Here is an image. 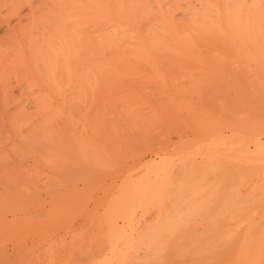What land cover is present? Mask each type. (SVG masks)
<instances>
[{
    "label": "rangeland",
    "instance_id": "rangeland-1",
    "mask_svg": "<svg viewBox=\"0 0 264 264\" xmlns=\"http://www.w3.org/2000/svg\"><path fill=\"white\" fill-rule=\"evenodd\" d=\"M175 3H176V1H175ZM180 6L179 7L176 6L177 8H175L171 13L172 14L171 17L173 16L172 21L174 20L173 22H179L178 24L176 23L177 25H180L181 23L184 24V22L187 21V18L185 17L186 14L183 15L184 14L182 12L183 9L180 8ZM187 17H188V15H187ZM88 25L90 26L87 29L88 31H90L89 29L91 27H95L92 24L91 25L88 24ZM86 27H85V29H86ZM93 29H92V31H93ZM85 33L87 34L89 32H85ZM215 40H218V39H215ZM121 44H123V43H121ZM165 44L166 45L169 44L172 46V44H170V41H168ZM169 45H168V47H169ZM160 46L163 47L162 44H160ZM160 46H158L157 49L158 48L160 49ZM121 47L123 50H121ZM127 47H129V46H127ZM84 49H86V48H84ZM168 49H171V48H168ZM217 49L218 48H208V50H206V49L204 50L205 52L200 50L199 52L187 51V53L184 51L182 52V50H179L178 52L172 50V52L171 51L169 52L166 49H163L166 51L160 50L161 51L160 52L157 50L158 54L154 53L155 55H151V56L149 55L148 57H146L147 54L144 57H134L131 54V51H128L131 55L128 54L127 49L124 48L123 46L118 47V50L115 49V51H112L113 50V48H112L111 51L109 50L110 53H108V51L106 49L105 51L107 53L105 52V54L101 58V63L104 62V63H106V65H104V67L101 68V70L99 71V74H98V72H96L98 77L95 75V78H97V79L92 81L91 83L89 82V84L86 85V87L84 89L85 91H84L83 98L82 97H81L82 99L79 98L81 100H79L77 98L75 102L70 103V104H73V106H74L72 109L70 108V112H69L70 115L68 113L67 116H64V117L62 116L60 118L57 117V119H54L53 121H51L50 127L53 125L52 129L47 134H43V137L40 133L35 135V138L38 140L37 143L39 144L37 146V143H36V146L38 148L35 146V144H34L35 142H34L32 145L33 147L29 145V147L31 149L28 147H25V148H27V150H26L25 148L21 147V148H18V150L15 153H12L15 150H14V148L12 149L10 147H12V144L14 147L15 144L13 141L17 140L16 142H18L19 136L16 137L18 134L15 133L14 131H12L15 133V135H14V133L11 132V137H10V134H9V132L11 131V129L9 130V128H11V126L9 127L10 123L6 124L7 123L6 120H1V123L4 125L6 124V125L1 126L0 128L4 127L5 132H7L8 130L9 131L7 134L4 132V129H2L3 131L0 134V140L5 141L6 145L8 144L6 146L3 143L6 147L9 146V143H7L8 140H9L8 142L11 141L10 143H12V144H11V146H9V149H11L10 152L8 150H6L8 148L3 146L4 147L3 149L6 151V153L2 149L1 144H0V150L1 149L3 150L2 154L3 155L7 154V157L3 156V158H6V162H4V165L8 164V166H5V167H3L4 169L2 168V170H0V174H1L0 175V264H53V263H55V264H59V263L60 264L61 263L62 264H65V263L66 264H76V263H78V264H80V263L81 264H87V263L92 264L93 258L91 255L90 256L88 255V254H91V251H92L90 246L92 247V249L95 246H97L96 252L94 250L95 248L93 249V251L96 254L98 252H101V250H102L101 253L104 254L106 251L108 252L110 250L109 246L112 244H113V246H115V244L117 243L116 245L118 247L124 246V248L127 244L131 245L132 244L131 242H133L135 235H136L137 239L135 238L134 241L138 240V239L140 241L143 239V241H141V243L143 242V244H144V241H146L145 238H147L148 237L147 235H149L146 232V230H147L146 226H148V224L151 225L152 223L153 224L156 223L158 221L157 219L162 215V214H160V212L156 211V209L157 210L159 209L160 203L167 206V207L165 206L167 212H166L165 208L164 209L162 208V211H161V212H164L163 214L165 215V217H166V213L171 214V216H173V217L174 216L177 217L176 212L173 209L175 207V203L176 202L178 203V201H181V203L179 202L178 205L176 203V205L178 206V208L180 207V209H181L180 215H182V220H180V223H181V221H182V223L184 222L183 226L180 227V230L175 228L176 229L175 234L173 232H171V233L166 232L167 235L171 236L170 237L171 239L166 234H164L168 238L167 239L164 235H162L161 232L157 236V239H160V241L162 240L163 242H165V240H167L168 243H170L172 241L171 244H173L174 242L176 243L177 242L176 239H178L179 241L176 244L174 243L173 245H174V247H178L179 250H182V249L183 250L184 249L189 250V247H187V248H184V247H186L187 244L189 246V244H191L190 241L193 240V242H192L193 244H191V245L197 244V245H199V248L202 247L203 245H204L203 247H205L206 245H209V248L205 247L207 250H209L210 248L211 249L213 248L212 250L218 249L219 251L222 252L223 251L222 249L227 246L226 243H227L228 239L225 240V238H228L227 233L231 229L230 226L233 225L234 221L237 222L238 221L237 218H238L240 221H243V224H244V225H242L241 224L242 222H241L239 225L241 227L245 226V220L243 218H241L242 215H243L242 217H244V213L246 212L244 210L245 209L244 207H246L245 202L248 199L250 200L249 197H251V201L255 200V202L258 199L264 198V196H263L264 195V193H263L264 189H261L259 186V185H261L263 187V185H264V181L262 182L261 180H259V179H262V178H260L261 169H259V171H258L257 169L260 168V166L259 167L254 166L256 163H257V165H260L262 163L261 162L259 163V161L257 162L254 159H252L256 163H254V165L251 167H257L256 170L258 171V173L256 172L257 173V175H256L255 169H253L252 171L249 170V172H253V174L247 173V172H245V171H247L246 165H247V163L250 164L251 162H248V160L245 159L247 161L246 162L244 160V157H243L244 155L242 154L243 151H246L245 147H247L248 153L251 152V154H253V153L255 154V153H257L256 152L257 150L255 151V149H256L255 144L261 143V145H262V143H264V125H263L264 123L261 124V125H263V128H259L260 124L257 126L258 122H256L258 120H259V123H261L262 121L264 122V120H263L264 119V112H263V110H264V64H263L264 56L261 55L264 53V48H262L263 49L262 51L260 50L261 53L259 51H258L259 53L254 51V52H256L254 54H253L252 50L251 51L248 50L249 52H251V53L248 52V55L253 54L250 56L247 55L248 57L246 55L242 56L241 53H240L241 55L240 54L234 55L231 52H227V53L222 52L221 53L220 50L218 51ZM82 50H83V47H82ZM128 50H129V48H128ZM123 51H125V52H123ZM154 51H156V49ZM111 52H114V53H111ZM150 52H151V50H150ZM83 54L85 55V53H83ZM150 54H153V53L151 52ZM231 54H233V55H231ZM243 54H245V53H243ZM72 99H75V98H72ZM78 101H80V102L78 103ZM70 107H71V105H70ZM80 107H81V109H80ZM260 118L262 121H260ZM103 119H104V121H103ZM240 120H241V123H240ZM4 121H6V123ZM32 121L33 120L29 121L30 123L28 125L29 126L28 128H31L30 126L33 124ZM242 121L244 123H242ZM9 122H11V120H9ZM44 122H45V120H44ZM81 122H83V123H81ZM248 122H249V124L251 123V125L253 123V129L252 130L256 131L259 128L260 131L259 132L257 131V133L253 132V134L255 133L254 134L255 138H254L251 134L252 130L249 132V130H248L249 128L248 129L245 128L246 130H248V131H246V130L245 131L250 134V135H248V136H250L249 140L248 139H247L248 141L246 140L247 146H246L245 140L243 139L245 136L241 137V139H243V140L240 139L242 142L244 141V144H245L244 147H243L244 144L243 145L239 144V143H242L239 139H238L239 143L236 142L239 145H241V147H243L244 149L238 148V147H240V146H238V144H236L238 147L234 146V147H237L238 149H240V151L243 150V151H241L242 153H240L238 149L235 150L234 147H233V150L228 148L229 151L226 150V151H228L227 153L224 151L225 149H222V152L223 151L224 152H223V154H222V152L220 153L223 156L225 154L226 155L232 154L234 156L236 155L235 157L233 156L234 158H232V156H229L232 158V161L234 162V163L232 161L230 162L233 165L230 163H229L230 165H227V168H230L231 172H227L228 173L227 174L226 170L228 171V169L223 170L221 173L222 178L220 177L217 180L215 179L216 182H218V181L220 182L219 183L220 185L222 184L221 182H223V185L221 186V188L223 186L225 187V185H227V183L232 182V179L234 180V182H232V184L234 183V186H231L230 191L231 192L233 191L232 195H234V191H235V195H234L235 197L234 196L233 197L238 199V200L240 199V201H238L234 198H232V199L235 201V203H236V201H238L240 203V205L239 204L235 205V203H234L235 208L233 205V207L231 209H229V211H228V207H226L228 205H226V206L223 205L224 203L226 204L227 201L224 203L222 201L221 205H223V206H221L220 204L218 205V203L221 201L220 200L221 195H222V197L225 195L229 196L231 194V192L228 190L230 192L229 193L225 190L226 193L224 194V192H225L224 191L221 194L220 185L218 186L219 189L216 187L217 190L214 189L215 188L214 186L213 187L210 186V185H212L211 180L213 181L214 180L213 178H216V177L212 176V174H213L212 171L215 170L216 168H218L217 167L218 165L214 164V163H217L216 161L218 159L216 161H213V160H215V158H217V156L220 155V154H216V157H215L214 151H215L216 147H217V151H219L221 149L220 146L219 147L218 146L212 147V146L215 145L216 143L219 145L220 144L222 145L225 142V140L229 139V137L232 134L231 132H233L234 129L236 131L237 128H235V127H237L238 124H239L238 128H241L240 124L244 126V124L247 123V126H248ZM1 123H0V125H2ZM76 123H78V124H76ZM47 124H49V123H47ZM44 125H46V124H44ZM41 126H43V125H41ZM243 126H242V129H239V130H242L241 134H239L236 131V133H238L240 136L243 135V130H244ZM245 126H246V124H245ZM233 127H234V129H233ZM71 128H72V130H71ZM250 128H251V126H250ZM0 132H1V130H0ZM35 132H36V130H35ZM213 132H214V134H213ZM246 132H244L245 133L244 135H246ZM71 133L73 136L71 135ZM210 133L212 134V136ZM215 133H217V134H215ZM2 134H3V136L6 134L9 135V138L4 136L5 137V139H4ZM193 134H195V135H193ZM227 134H228V136H227ZM234 134H235V132L232 135H234ZM39 135H41V136H39ZM208 135H210V136H208ZM257 135H259V137ZM80 137H81V139H80ZM197 137L199 138V140L196 139ZM205 137H210V138H205ZM213 137H215L214 140L212 139ZM246 137H245V139H246ZM21 138L22 137L20 136V140H21ZM161 139H163V140H161ZM188 139H189V141H191L190 139H195V140H193V144L190 145L191 142L187 143ZM210 139H211L212 143H211V141H209ZM216 139L218 142L221 140H223V141L218 143L216 141ZM253 139H255V140H253ZM77 140H79V141H77ZM172 140L175 141V144H173L174 141H172ZM80 141H82V142H80ZM160 141H161V143H160ZM199 141H200V144L202 146L201 145L199 146V144L197 146V142L199 143ZM213 141H214V144H213ZM112 142H113V144H112ZM178 142H182L181 143L182 145L179 143V146H177ZM75 143L77 145L80 144L81 147L82 146L83 147L80 148L78 146L79 148H78V150H76L75 148H77V146L74 147ZM158 143H160V144H158ZM194 143H196V144H194ZM211 144H212V146H211ZM159 145H160V147H159ZM163 145H164V147H163ZM165 145H166V147H165ZM174 145H176V147H174ZM180 146H181V148H180ZM84 147H85V149H83ZM86 147H88V148H86ZM91 147H93V148H91ZM150 147L152 148V150ZM95 148H96V150H95ZM175 148H177V149H175ZM188 148H190V149H188ZM218 148H220V149L218 150ZM19 149H22V150L19 151ZM212 149H213V151H212ZM75 150L77 152L80 151L79 154L80 155L82 154L81 157H79L80 155L78 153H76ZM83 150H85V151H83ZM94 150L96 152L98 151L97 154L94 152ZM108 150H109L110 154H109ZM112 150H113L114 154L111 152ZM7 151H8V153H7ZM154 151H156V152H154ZM217 151H216V153H218ZM247 151H246V153H247ZM92 152H94V154ZM101 153L104 155V157H103L104 159H100V161H99L98 160L99 157L102 158ZM238 153H240V154H238ZM95 154L99 155V156H96ZM142 154H144V155L141 156ZM241 154L243 155L241 158L243 160V162L242 161L240 162L241 159L240 160L239 159L233 160L236 157L240 158ZM89 155H90V157H92V155H93L94 158H92V160L94 159L93 161H99V165H98V162H96L97 163L96 164L93 161H92L93 163L87 164V165H89V166L90 165L91 166L96 165V166H94L95 169L97 168V165H98V169H96V170H99L101 172V174H100V172H96V173L100 174L101 176H102V174L105 175V176L100 177V179H99L98 175L96 174L98 181H97L96 176L93 175L96 179L94 177H92V174H93L92 171H94V170L91 171V169L93 168V166L89 167V166L85 165V168H88L87 170L84 168V166H82L84 169L79 171L81 169L80 168L81 166L78 167V164L81 165L83 163L82 162L83 159H84L83 161L85 162L87 160V158H89V157H87ZM138 155L141 156L142 158L139 157ZM185 155H187V156H185ZM210 155L214 156L213 159H211ZM208 156H209V158H208ZM223 156L218 157V158H221L220 161H222V163L224 161L223 159H225V158H223ZM96 157L98 159H96ZM186 157H187V159L192 157L196 161H194V163H193V159L191 158L192 164H189L191 162H189V160H187ZM229 157H228V159H229ZM85 158H86V160H85ZM179 158H182V160ZM206 158L209 160H207ZM161 159H162V164L158 163V161H161ZM169 159H170V162H166ZM176 159H178V160H176ZM204 159H205V161H204ZM90 160H91V158H90ZM103 160H105V161H103ZM184 160H187L188 163L185 162V164H183L184 165L183 166L182 162H184ZM200 160H203V162L202 161L200 162ZM210 160H211V162H209ZM179 161L181 164L179 163ZM61 162L63 164H60ZM102 162L103 163L105 162V163L103 164ZM198 162H200V163H198ZM212 162H213V164H212ZM57 163L59 166L58 168H60V166H63V168L65 167L64 170L58 169V171H56L55 169L57 168V166H56ZM172 163H173V166L175 164L174 167L172 166ZM207 163H209V164H207ZM236 163L237 164L239 163V164L237 165ZM84 164L85 163H83L82 165H84ZM120 164H122V165H120ZM131 164H132V166H131ZM154 164H155V166H157V168L159 170L161 168L162 169L160 171L157 170V168L155 166H153ZM186 164L189 165V166H187L186 170L189 169L190 174H188V175L191 178L189 176H188L189 178L188 177L185 178L182 176V174L183 175L186 174L185 176H187L188 172L185 173L186 172L185 171ZM204 165H206V168ZM250 165H252V163ZM212 166H214V167L216 166V167L214 168ZM221 166H222V164H221ZM237 166H239V168H237V170H235ZM243 166H245L244 169H240L241 167L243 168ZM151 167L153 169L156 168L155 170H157L156 173L159 175V176H157L158 177L157 180H155L156 178L153 179V177H154L153 173L154 172H153V169H150ZM182 167L184 168V171L181 172L180 170L182 169ZM190 167H192V168L194 167V169H195L194 174H192L193 170ZM78 168H80V169H78ZM176 168H178V169L180 168L179 169L180 172L179 171L177 172ZM196 168H198V169L196 170ZM201 168H203V169H201ZM219 168H221V167L219 166ZM104 169H106V170H104ZM163 169H164V171L166 169L165 172L167 174L170 173V177L171 178L173 177L172 179L175 180L174 185L171 184L173 186L172 190H171V187L168 185V182L164 181L165 179L168 181V179L166 177L167 174L164 171H162ZM204 169H207L208 171L206 170V173H205V171H203ZM211 169H212V171H211ZM233 169L235 171H237V173L239 175L241 174L238 172L239 169H240L239 170L240 172L242 170H244L243 174H244V172L247 173L246 175L241 176V178L243 176L244 177L246 176L245 178L244 177L242 178V179H244V181H246V183L243 181H241L242 183H240V181H239L240 185H238L239 183L237 180H240V178L236 177L237 176L236 174L231 176V178L235 176L234 178H232V179L230 178V175L233 172H235ZM122 170H123V172H122ZM221 170H222V168H221ZM87 171L89 173L91 171L92 174L88 173L89 175H91V177L86 176ZM135 171H137V173ZM198 171H200V172H198ZM202 171H203V174H202ZM60 172H64L63 173L64 176H63V174L61 175ZM163 172L166 174V176H163V174H164ZM223 172H225V173H223ZM83 173H85L86 175H83ZM145 173H146V175H145ZM147 173H149V174L151 173V176L147 175ZM196 173H198V174L196 175ZM210 173H212V174H210ZM94 174H95V172H94ZM179 174H180V176L183 177V179L185 178L184 179V181L186 180L185 183L189 182L190 179L191 180L194 179L193 181H190L188 183V184L192 185L191 187H193L194 184L197 183V185H195L194 188H191V190L189 189L190 186H188V184L187 185L185 184V186H186L185 188L188 187L186 189L187 193H189L188 192V190H189V191H191V194H192V191L195 189V187H197L196 190H198L199 186L203 185L202 186L203 190L201 188H199V191L201 193L199 195L197 194L196 196L191 195L189 193L190 198L188 200L186 198L188 194L187 193H186V195L184 194L186 192L184 189L185 192L180 194V196H184V197L186 196L185 198H183L184 202L181 200L182 197L178 198L177 196L179 194H175L174 191L176 192V190H175L176 185H177L176 180H178V178H180V176L178 177ZM191 174H192V176H191ZM201 174H202V178H199L201 176ZM78 175H80V176H78ZM143 175L145 176L144 180H142L144 177ZM247 175H248V177H247ZM46 176L47 177L49 176V177L46 179ZM81 176H83V177L86 176V177H84V179L86 181H84L83 177H81ZM204 176H205V178H204ZM261 176L263 177V174ZM92 178L94 180H96V182L93 181ZM112 178H114V179H112ZM150 178H152V179H150ZM197 178L199 179V181L196 180ZM223 178H224V181H223ZM247 178H249V180H247ZM70 179H72V180H70ZM130 179H131V182H130ZM159 179L161 181H164L163 183L166 184V186H167L166 190H168V192H166V193H168V197L172 193L174 195V196L172 195L169 197L170 198V200H169L170 204H168V202H167L168 198L165 197V199H164L163 196H162L161 200H165V201L160 200L161 202L158 201V203H157L155 200V203H157V205L153 202V200H150L148 197H147L148 199H146V197H145L144 201L142 199V198H144L143 191L144 190L146 191L147 190L146 188H148V190H149L150 183L153 180L157 181V182L154 181V183H159L160 182ZM187 179H189V180H187ZM203 179H205V180H203ZM227 179H229L230 181L229 180L227 181ZM235 179H236L238 184H235L236 183ZM73 180H74V183L72 184L71 182H73ZM113 180H115V181H113ZM137 180H138V183H137ZM140 180H141V182H143V183L140 182L141 184L145 183L144 186L143 185L141 186L139 184ZM262 180H264V179H262ZM44 181H47V182H44ZM194 181H195V183H194ZM202 181H203V184H202ZM259 181H261L260 184L258 183ZM62 182H64V183H62ZM114 182L116 185L114 184ZM191 182H193V183H191ZM199 182H201V183H199ZM46 183L50 184V186L47 184V187L43 188L42 185L45 186ZM86 183H88V185ZM107 183L109 185L111 184V186L113 187V189L115 188V190H112L111 186H110L111 188H108L107 186H109V185ZM112 183L114 186L112 185ZM137 184H138V186H137ZM152 184H153V182H152ZM162 184L160 182V185H162ZM217 184L218 183H216V185ZM229 184L232 185L231 183H229ZM56 185L58 188L56 187ZM145 185H147V186H145ZM157 185H159V184H157ZM160 185H159V188L161 187ZM213 185H215V184L213 183ZM230 185H228V186H230ZM237 185H238V187H237ZM254 185H256V186H254ZM53 186H55V187H53ZM134 186H135V188H134ZM140 186H141V188H140ZM168 186H169V189H168ZM235 186L238 188V191H237ZM253 186L255 189L253 188ZM34 187H35V189H34ZM70 187H72L75 190H73ZM92 187H94V188H92ZM100 187L101 188L107 187L108 191L106 192L105 189L101 190V189H99ZM132 187H133V189H132ZM163 187H165V186H163ZM163 187H161V188L163 189ZM232 187H234V188H232ZM256 187L258 188L259 191L256 190L257 189ZM42 188H43V190L45 188L47 190L54 189L55 191L53 190L54 191L53 193H56V192L62 193L64 191L61 195H63V194H65V195L61 196L60 194H53V196L51 197L50 194L52 193V190L48 191V193H50V194L47 195L45 190L42 191ZM55 188H57L58 190ZM66 188H67V190H66ZM124 188H126V191L127 190L128 191L125 192ZM173 188H175V189H173ZM62 189H64V190L62 191ZM134 189H136V192ZM137 189H138V191H137ZM141 189H143V190H141ZM224 189H226V187ZM232 189H234V190H232ZM38 190H39V193H38L39 195L36 194L38 192ZM122 190H124V192L126 193L127 196L125 195V193L124 194L122 193L123 195L120 194L122 192ZM131 190H133V191H131ZM139 190L143 195L139 192ZM261 190H263V192L260 193ZM65 191H67V192H65ZM104 191H105V193H104ZM111 191H113V192H111ZM130 191H131L132 195L134 194L133 192H135V194L133 196L130 195V199L134 198V196H135L134 200H132V199L131 200H132V202L134 201L133 202L134 203V210L135 209L136 210L134 211V219L131 222H128V224H127L121 220L122 218L120 216H118V215H120V213L117 210L118 207H116L117 209H114L113 205L111 206V202L113 200L115 201V199H117L116 200V202H117L118 200H121L122 198L124 199L125 197H129L128 194H130ZM145 191H144V193H145ZM162 191L164 192V190H162ZM256 191H257V193H256ZM44 192H45V194H44ZM85 192H87V193H85ZM169 192H171V193L169 194ZM66 193H67V195H66ZM77 193H79V194H77ZM93 193H94V195H93ZM214 193H215V195H213V196L210 195V194H214ZM74 194H75V196H74ZM104 194H107V195L104 196ZM116 194H118V195H116ZM137 194L138 195L141 194V195L138 196ZM182 194H184V195H182ZM194 194H196V193H194ZM249 194H250V196H249ZM251 194L253 196L254 195L256 196L255 199H252L253 197ZM82 195H84V196H82ZM145 195H146V193H145ZM175 195H177V196H175ZM209 195H210V198L208 197ZM232 195H230V197H232ZM56 196H58V197L56 198ZM64 196H65V198H64ZM70 196H73V198ZM107 196H108V198H107ZM227 196L225 198H228ZM60 197H62V198H60ZM84 197H86V199L82 200V199H84ZM96 197H97V200L99 203L98 202L96 203V201H97ZM104 197H106V198L102 202V199ZM112 197H113V199H112ZM136 197L139 199V201L141 200L142 205H140L141 202H140V204H139V202H137L138 199H136ZM174 197H175V199H174ZM176 197L178 198V200ZM192 197H194V199ZM245 197H246V199L247 198L248 199L247 200L246 199L241 200ZM217 198H218V200H217ZM87 199H88V201H87ZM166 199H167V201H166ZM185 199H187L188 202H185ZM195 199H197V202H198V204H196V205H194L195 203H193V202H195ZM232 199H231V201H233ZM71 200H72V202H71ZM108 200H110V201H108ZM94 201H95V203H94ZM100 201L103 204L100 203ZM251 201H250V203H251ZM67 202H70V205ZM84 202H86V204H83ZM113 202H112V204H113ZM150 202H153V203H150ZM190 202H192L193 204ZM104 203H106V204H104ZM199 203L202 206L198 208V206H200ZM151 204H152V206H149ZM179 204H181V206ZM189 204H191V206L192 205L193 206L191 207V206H189ZM241 204L244 205L243 210L241 208L242 207ZM107 206H109V207H107ZM156 206H159V207L157 208ZM218 206H221L223 209L227 208L226 211H228V212H226L225 210H223L221 208H220L221 209L220 210L218 208ZM94 207H96L98 209H96ZM102 207H104V208H102ZM106 207L108 208V210H106L107 209ZM147 207H149V208H147ZM195 207L198 208V210L197 209L195 210L194 209ZM112 208H113V211H115V210H117V211L113 212L111 210ZM167 208L168 209L172 208V209H170V212H169ZM178 208H176V209L178 210ZM103 209L105 210V212L108 213L107 215H109V216H112L111 215L112 212H113V216H115V213H116L117 215L112 220L116 221L118 229L124 228L123 230L121 229V231H122L121 236L122 237L120 236V233L113 234L114 236L112 235L114 237V240H113L114 242L111 241L113 239L112 236H111L112 238L109 236V238H108L109 240L107 239V242H106V240H104V238H105V235H104L105 230L104 229H106V225H104V227L102 229L103 231L100 230L101 228H97L99 230V231H97L98 233L100 231H102L100 234H98L96 232V230H97L96 227H98L99 224H97L95 222L96 221L100 222V221L96 220L97 218H99L101 216L99 218V220H102L100 222L101 223L100 225L105 224V218L107 216L105 213L102 216L101 212H104ZM145 209H146V213L144 211ZM150 209H151V211H150ZM180 209L178 211H180ZM232 209H234V212ZM217 210H220V211L223 210L224 213L223 212L220 213V211H217ZM212 211L214 214L212 213ZM231 211L233 212L232 215L230 214ZM243 211H245V212H243ZM99 212H100V214H99ZM218 212H219V214H218ZM148 213H150V214H148ZM173 213H175V215H172ZM206 213H208V216L205 215ZM215 213L217 215H219V216H217V218H216ZM235 213L238 215L240 214L239 215L240 217H237L238 215H236V217H234ZM190 214H192V215H190ZM220 214H221V216H223V218L220 216ZM227 214H228V216H227ZM96 215H98L97 218L95 217ZM151 215L155 218H153ZM230 215H231L232 219L230 218ZM119 217H120V220H119ZM175 217H174V219H176ZM227 217H229V218H227ZM160 218L162 219V217H160ZM163 218H164V216H163ZM240 218L243 220H241ZM169 219L174 220L172 218H169ZM177 219L179 221V217H177ZM176 220H174V221H176ZM103 221H104V223H102ZM121 221L123 224L121 223ZM207 221H208V223H207ZM240 221H238L237 223H239ZM91 222H93L94 224H91ZM168 222L170 223L171 221L169 220ZM224 222H225V224H224ZM180 223L177 222V224H179L181 226L182 223L181 224ZM186 223H188V225ZM220 223H221V225H220ZM208 224H210L211 227L210 226L208 227ZM52 225L54 226V228L52 227ZM179 225H178V228H179ZM190 225H192V227H190ZM239 225L237 224L238 228H241ZM91 226H92V229L90 230ZM172 226H174V224ZM175 226H177V225H175ZM195 226L197 228H195ZM212 226L213 227L216 226V229L218 228L219 231L220 230L222 231L223 229L224 230L222 232L220 231L219 232L220 234H218V232H216L218 230H212V229H215ZM217 226H219V227H217ZM85 227H87L86 230L89 228V231L88 230L86 231ZM76 228H78V230L80 232L79 231L77 232ZM130 228H131V231H130ZM226 228H227V230H226ZM238 228H236V229H238ZM54 229H55V231H53ZM73 229H75V230H73ZM82 229L85 230V233H84V230H82ZM138 229H139V231H138ZM187 229L189 230V232ZM192 229L193 230L195 229V231H198L199 234L197 233L198 235H195L194 233H196V232H194ZM207 229H209V230H207ZM51 230H52V232H51ZM124 230H125V233H124ZM181 230H183V231H181ZM184 230H186V231H184ZM127 231L131 232V233H129V235H128ZM162 231H163V233L165 232L164 230H162ZM203 231H204V233H202ZM184 232L186 234H188L186 237H185L186 234ZM223 232H225L226 234ZM83 233L85 234L84 236L82 235ZM179 233H180V236H179V238H177ZM207 233H211L210 235L212 237H214V235L215 236L217 235V238L219 240L215 237L217 239V241H213V240H215V238H213V240H212L211 239L212 237L210 235L209 236L211 238L209 236H207L210 239H205V236L207 235ZM86 234H87V236H89L88 238H87ZM92 234H94L93 235L94 237L92 236ZM95 234L99 235L98 238H97V236H95ZM131 234H132V236H131ZM139 234H141V235H139ZM160 234H161V236H164V237H161ZM124 235L125 236L128 235L127 238L132 240L130 242L131 244L130 243L124 244L126 242L121 240L123 238H124L123 240L127 239V238L123 237ZM189 235H191V236L188 238ZM201 235H202V237H201ZM220 235H221V238L223 237L222 240L220 239ZM142 236L143 237L146 236V237L143 238ZM50 237H52V238H50ZM115 238H116V241H115ZM162 238L163 239L166 238V239L163 240ZM202 238H204V239H202ZM188 239H190V240H188ZM200 239H201V241L203 240V242L201 244L202 246L200 245V243H201L199 241ZM93 240H94V242H93ZM119 240H121V241H119ZM211 240H212L213 245L211 243H209V242H211ZM139 241L138 242L135 241L136 243H138V246H136L137 249H139L138 252L141 251L139 248V245H140ZM157 241H159V240H157ZM218 241H220L222 243H220V242L218 243ZM92 242L94 244H92ZM103 242L104 243L106 242L109 245L107 246V244L106 243L104 244ZM110 242H113V243H110ZM145 243H147V242H145ZM177 244H178V246H177ZM179 244H181V245H179ZM134 245H136V244H134ZM144 245H142V246H144ZM215 245H219V246H215ZM222 245H224L225 247ZM99 246H102L101 250H100ZM142 246H140V247H142ZM106 247L108 249H106ZM131 247H134V246L131 245ZM131 247H129V250H132V249L134 250V248H131ZM218 247H220V248H218ZM82 248H84V249L86 248V250H88V252H86V250H84ZM180 248H182V249H180ZM66 249H68V250H66ZM69 249H71V250H69ZM64 250H66V251H64ZM103 250H105L104 253H103ZM68 251H71V255H73V257L75 256L76 259L75 258L71 259L69 257L70 254L68 253ZM83 251H85V253H84L85 255H83V257H86L88 255L87 257L91 258V260L87 257L83 258L81 256V252H83ZM64 252L66 254H64ZM94 252L92 255H95ZM131 252H133V251H131ZM211 252H212V254L214 253L213 256L214 255L217 256V254L219 253L218 256H220V258H221V255H220L221 253L218 252L217 250L214 252L210 250V253ZM86 253H87V255H86ZM177 253H178V251L176 253H173V254H177ZM131 254L132 255L136 254V252L135 253L134 252L129 253V256ZM53 255L55 256V259H54ZM67 255L70 259L67 257ZM63 256H65V258ZM139 256H141V255H139ZM215 256H214V258H215ZM130 257H128V258L131 259ZM217 257L215 258V260L217 259ZM61 258H63V259H61ZM128 258H127V260H128ZM214 258L212 260H214ZM60 259H61V261H60ZM64 259H66V260L63 261ZM78 259H79V261H78ZM87 259H89L90 262L87 261ZM70 260H72V261H70ZM73 260L75 261V263ZM80 260H82V261H80ZM132 260H134L135 263L138 264V260H135L134 258ZM132 260H129V262ZM218 261H220V260H218ZM221 261L219 263H216V261H215L214 264L215 263L221 264ZM126 263L128 264L127 261H126ZM131 263H134V262H131ZM212 263L213 262L211 261V264ZM139 264H141V263H139ZM146 264H148V263H146Z\"/></svg>",
    "mask_w": 264,
    "mask_h": 264
},
{
    "label": "bare ground",
    "instance_id": "bare-ground-1",
    "mask_svg": "<svg viewBox=\"0 0 264 264\" xmlns=\"http://www.w3.org/2000/svg\"><path fill=\"white\" fill-rule=\"evenodd\" d=\"M175 1H176V3H175ZM176 6H178V7L180 6V8L183 9V11H182L184 13V14L182 13L183 15L186 14L185 17L187 18V21L184 22V24L181 23L182 25L181 24L177 25L179 22H173L174 20L172 21V19H173L172 17L173 16L171 17V15H172L171 13H172V11L175 8H177ZM187 15H188V17H187ZM88 24H90V25L92 24L95 27H91L89 29L90 31H88L87 29H88V27H90ZM84 26L85 27L87 26L86 29H85ZM92 29H93V31H92ZM85 32H89V33L86 34ZM215 39H218V40H215ZM163 41L164 42L166 41L165 43L170 41V44H172V46L169 45V44L166 45ZM121 43H123V44H121ZM160 44H162L163 47L160 46ZM168 45H169V47H168ZM120 46H123L124 48H126L127 52L131 51V54L134 57H144V56H146V54H147L146 57H148L149 55L150 56L151 55H155L154 53L158 54V51L163 50V49H166L169 52L170 51L172 52V50L173 51H177V52L179 50H182V52L184 51V52L187 53V51H189V52L190 51L191 52H199L200 50H202L203 52H205L204 50L205 49L208 50V48H218L217 50L218 51L220 50L221 53L222 52H224V53L231 52L234 55H236V54L239 55L241 53L242 56H244V55L247 56L248 52H249L248 50H250V51L252 50L253 54H254V53L258 52V51L260 52V50L262 51L263 50L262 48H264V0H182V1L181 0H0V123H1V120H6L7 123H6V121H4L6 124H9V123L11 124V125L9 124V127L11 126V128H9V130L11 129V131L9 132L10 137H11V132L12 131H14L15 133L18 134L16 137L19 136L18 142H16L17 140L13 141L14 144H15L14 147H13V144L10 143L11 141L8 142L9 140L7 139L8 140L7 143H9V146H11V144H12V147H10V148H12V149L14 148V150H15L12 153H15L18 150V148H21V147L22 148H25V147L30 148L29 145L32 146L34 142H35L34 144L36 146V143L38 142V140L35 138L36 134L40 133L42 135V137H43V134H47L52 129L53 125L50 127L51 121H53L54 119H57V117L60 118L62 116L63 117L67 116V114L70 112V108L72 109L74 107L73 104H70V103L75 102L77 98L78 99L81 98V97L83 98L84 91H85L84 89H85L86 85H88L89 82L91 83L92 81L96 80L97 79V78H95V75L97 76L96 72H98V74H99V71L101 70V68H103L104 65H106V63H104V62L101 63V58L106 52L105 50L107 49L108 53H110L112 48H113L112 51H115V49L118 50V47H120ZM127 46H129V47H127ZM158 46H160V49L158 48L159 50L157 49ZM82 47H83V50H82ZM84 48H86V49H84ZM128 48H129V50H128ZM168 48H171V49H168ZM155 49H156V51H154ZM121 50H123L122 47H121ZM150 50H151V52L153 54H150L151 53ZM166 50H163V51H166ZM254 51H256V52H254ZM123 52H125V51H123ZM83 53H85V55ZM111 53H114V52H111ZM243 53H245V54H243ZM249 53H251V52H249ZM128 54H130V53L128 52ZM233 54H231V55H233ZM253 54H249L248 56L253 55ZM90 55L91 56L93 55V56L91 57ZM261 55L264 56V53L261 54ZM263 64H264V62H263ZM71 97L75 98V99H72ZM81 99H79V100H81ZM79 102L80 101H78V103ZM70 105H71V107H70ZM80 109H81V107H80ZM263 112H264V110H263ZM69 115H70V113H69ZM9 120H11L12 123L9 122ZM30 120H33L32 121L33 124L30 126L31 128H28ZM44 120H45V122H44ZM103 121H104V119H103ZM260 121H262L261 118H260ZM256 122H258L257 126L260 124L259 128H263L264 124L261 125L262 123H264L263 121L261 123H259V120L256 121ZM43 123L46 124V125H44ZM47 123H49V124H47ZM81 123H83V122H81ZM240 123H241V120H240ZM242 123H244V122L242 121ZM40 124L43 125V126H41ZM76 124H78V123H76ZM245 124L247 126V123H245ZM245 124H244V126L240 124L241 128H238L239 124L237 125V127H235V128H237L236 131L239 134H241L242 130H239V129H242V126H243V128H244L243 135L240 136L238 133H236V131H235L234 127H233L234 130L232 129L233 132H231V133L233 134L235 132V134L234 135L231 134L229 139L225 140V142L222 144L223 146L221 144L219 145L217 143L215 145H213V146L211 144L212 147H214V146L215 147L216 146L219 147L220 146V148H221V149L218 148V150L219 149L221 150V151L219 150L220 152L217 151V147H216V149L214 148L215 149V151H214L215 152L214 153L215 157H216V154H220L222 152V149H225L224 151L226 153L229 151L228 148L233 150V147L237 146L236 144L239 143L238 141L243 136H245V137L247 136L248 137V138L246 137V139H245V137L243 138L245 140V143H246V146H247V141L249 140V137H250L248 135H250V134L248 132H246V131L249 130V132H250L253 129V123L251 125V123L249 124V122H248V126L247 127L245 126ZM5 125L2 124V125H0V127L1 126H5ZM249 125L251 126V128H250ZM40 127L41 128L43 127L42 128L43 130ZM245 128L246 129L249 128V129L246 130ZM259 128L256 131L252 130L251 134H252V136L254 138H255V136H254L255 133L253 134V132H256V133H257V131L259 132L260 131ZM2 129H4V127L0 128V130H1L0 134L3 131ZM35 130H36V132H35ZM71 130H72V128H71ZM8 131L5 132V129H4V132L7 133V134H8ZM14 132H12V133H14ZM244 132H246V135H244L245 134ZM15 133H14V135H15ZM7 134L4 135V136L9 138V135H7ZM213 134H214V132H213ZM215 134H217V133H215ZM41 135H39V136H41ZM71 135H72V133H71ZM193 135H195V134H193ZM2 136H3V134H2ZM20 136L22 137L21 140H20ZM208 136H210V135H208ZM211 136H212V134H211ZM227 136H228V134H227ZM257 136L259 137V135H257ZM5 137H4V139H5ZM205 138H210V137H205ZM214 138L215 137H213L212 139L214 140ZM80 139H81V137H80ZM196 139L199 140L198 137ZM243 139H241V140H243ZM79 140H77V141H79ZM161 140H163V139H161ZM190 140L191 141H189V139H188L187 143L191 142L190 143V145H191V144H193V140H195V139H190ZM253 140H255V139H253ZM172 141H174V140H172ZM209 141H211V139ZM216 141H217V139H216ZM222 141L223 140H221L219 142L217 141V142L220 143ZM80 142H82V141H80ZM236 142H238V143H236ZM3 143L5 144V141L0 140V144H1L2 149L4 148L3 146L6 145V144L4 145ZM76 143H75V146H74V147L77 146V148H75L76 150H78L79 147L80 148L83 147V146L81 147L80 144L77 145L78 143L77 144ZM160 143H161V141H160ZM160 143H158V144H160ZM179 143L181 144L182 142H178L177 146H179ZM211 143H212V141H211ZM112 144H113V142H112ZM173 144H175V141H174ZM194 144H196V143H194ZM198 144H199V146L201 145L200 141H199V143L197 142V146H198ZM213 144H214V141H213ZM239 144L243 145L244 141L242 143H239ZM239 144H238V146H240V147L237 146L238 148H243L245 146V144H244L243 147H241V145H239ZM38 145L39 144L37 143V146ZM255 145H256L255 151L257 150L256 151L257 153H255V154L254 153L251 154V152L248 153L247 147H245V150L247 151V153H246V151L241 150V151H243V153H242L240 151V149H238L237 147H234L235 150L238 149L239 152L242 153L244 156L241 154L240 158L236 157L233 160H237V159L240 160L242 158V156H243L244 160L246 159V160H248V162L252 163V165H250L251 163L250 164L247 163L246 166L248 168L246 167L247 171H245V172L253 174V172H249V170L252 171L253 169H255V173L256 172L258 173L259 169H261V175L263 174V177L260 174L259 175H260V178L264 179V172H263L264 171V143H262V145H261V143H256ZM9 146L6 147L8 149H6V148L5 149L10 152L11 149H9ZM159 147H160V145H159ZM163 147H164V145H163ZM165 147H166V145H165ZM174 147H176V145H174ZM86 148H88V147H86ZM91 148H93V147H91ZM177 148H175V149H177ZM180 148H181V146H180ZM25 149L27 150V148H25ZM83 149H85V147ZM188 149H190V148H188ZM1 150H0V170H2L3 167L8 166V164L4 165V162H6V158H3V156L7 157V154L3 155L2 152H3L4 149L2 151ZM20 150H22V149H19V151ZM76 150H75V152L79 154L80 151L77 152ZM95 150H96V148H95ZM95 150H94V152L97 154L98 151L96 152ZM151 150H152V148H151ZM226 150H228V151H226ZM8 151H7V153H8ZM83 151H85V150H83ZM212 151H213V149H212ZM216 151L218 153H216ZM94 152H92V153L94 154ZM108 152H109V150H108ZM111 152L113 153V150ZM154 152H156V151H154ZM223 152H222V154H223ZM5 153H6V151H5ZM240 153H238V154H240ZM109 154H110V152H109ZM222 154H220L219 156H217V158H215V160H213V161H216L218 159L216 161L217 163H214L215 165H218L217 166L218 168H216L213 171H212L213 168L211 169V171L213 172L214 175L212 173H210V174H212L213 177H216V178H213L214 180L213 181L211 180L212 185H210V184L209 185L212 186V187L214 186L215 187L214 189H216V190H217L218 186L220 185L219 184L220 182L219 181L216 182L215 179L217 180L218 178H220L222 176L221 173H222L223 170L228 169V171L226 170V173L227 172H231L230 168H227V165L232 164L230 162L232 161V158H234L236 156V155L234 156L232 154L226 155L225 153H224L225 155L223 156ZM81 155L79 157H81ZM90 155L87 156V157H89V158H87V160L88 159L90 160V158H91V160H90L91 162L89 160L87 161L86 158H85V160L87 162L86 161L84 162L83 161L84 159H83L82 162L85 163V164L84 165H82L83 163L81 165L78 164V167L81 166L80 167L81 169L78 168V169H80L79 171L83 170L85 168V165L89 166L87 164H91L93 162H95V163L98 162V165H99L100 159H104L103 158L104 155L102 153H101L102 158L99 157V159H98L96 157V159H98L99 161H93L94 159L92 160V158H94V157H93V155H92V157H90ZM143 155L144 154H142L141 156H143ZM187 155H185V156H187ZM96 156H99V155H96ZM141 156H139V157H141ZM210 156H211V159H213L214 156L213 155H210ZM221 156H223V158H225V159L222 158L224 160L223 163L225 165L222 163V161H220L221 158H218V157H221ZM229 156H232V158L229 157ZM228 157H229V159H228ZM182 158H179V159L182 160ZM191 158L187 159V157H186V159L189 160V162H191L189 164H192L191 160L193 158L192 159ZM208 158H209V156H208ZM252 159H254L257 162L259 161V163L261 162L262 164L257 165V163L254 162V160H252ZM176 160H178V159H176ZM187 160H184V162H182V165L185 164V162L188 163ZM207 160H209V159H207ZM103 161H105V160H103ZM194 161H196V160L193 159V163H194ZM201 161L203 162V160H200V162ZM204 161H205V159H204ZM241 161L243 162L242 159L240 160V162ZM166 162H170V159L167 160ZM200 162H198V163H200ZM209 162H211V160ZM158 163L162 164V159H161V161H158ZM179 163H180V161H179ZM254 163H256V164L254 165ZM60 164H63V163L61 162ZM207 164H209V163H207ZM212 164H213V162H212ZM221 164H222V166H221ZM98 165H97L96 169H98ZM120 165H122V164H120ZM206 165H204L205 168H206ZM253 165L254 166H258V167L260 166V168L257 169L258 171L256 170L257 167H251ZM56 166H57V168L55 169L56 171H58V169L64 170V168H65V167L63 168V166H60V168H58L59 167L58 163L56 164ZM82 166H84V168ZM92 166L94 168V169L90 168L91 171L94 170V171H92L93 174L90 171V173L92 174V177L96 176V178H97V175H98V177L100 179V177L105 176L103 174L101 176L100 175L101 172L99 170L95 169L94 166H96V165H92ZM131 166H132V164H131ZM153 166H155V164ZM172 166H173V163H172ZM174 166H175V164H174ZM187 166H189V165L186 164V167H185V171H186L185 173L188 172L187 176H185L186 174H184V175L182 174V176L185 177V178L189 176L188 174H190L189 169L186 170ZM219 166L222 168V170H221V168H219ZM155 167L157 168V166H155ZM212 167H214V166H212ZM244 167L245 166H243V168L241 167L240 169H244ZM156 168H154V169L152 167L150 168V169H153V172L155 173V174L153 173V175H154L153 179L156 178L155 180H157V178H158L157 176H159L156 173L157 170H159V169L157 168V170H155ZM190 168L193 170L192 174H194V172H195L194 167L193 168L190 167ZM237 168H239V166H237L235 170H237ZM85 169L87 170L88 168H85ZM166 169H165V171H166ZM176 169H177V172H178L179 169L178 168H176ZM197 169L198 168H196V170ZM201 169H203V168H201ZM104 170H106V169H104ZM206 170L207 169H204L203 171H205V173H206ZM239 170H238V172L241 173L240 175L237 173V171H235L232 174L230 173L231 175L229 174L230 178H231V176L236 174L237 175L236 177L240 178V180H237L238 183H239V181H240V183H242L241 181L246 183V181H244V179H242L244 176L242 178H241V176L242 175H246L247 173L244 172V174H243L244 170H242L241 172ZM162 171H164V169ZM180 171L181 172L184 171V168L182 167V169ZM203 171H202V174H203ZM94 172H95V174H94ZM96 172H100V174H97ZM122 172H123V170H122ZM135 172L137 173V171H135ZM198 172H200V171H198ZM60 173L62 175L64 172H60ZM88 173L89 172L87 171V175L85 173H83V175L91 177V175H89L90 173L89 174ZM165 173L163 174V176H166L167 173L166 174ZM223 173H225V172H223ZM257 173H256V175H257ZM192 174H191V176H192ZM197 174L198 173H196V175ZM202 174H201L200 177L199 176L198 177L202 178ZM145 175H146V173H145ZM147 175L151 176V173L150 174L147 173ZM63 176H64V174H63ZM78 176H80V175H78ZM86 176H84V177H86ZM179 176H180V174L178 175V177ZM182 176H180V178H178V180H176V183H177L176 189L175 188H173V189L176 190V192L174 191L175 194H179L178 196L177 195H175V196H177L178 198L182 197L181 200L183 201L184 200L183 198H185L186 196L185 197L184 196H180V194L186 191L184 193L186 195V193H187L186 189L188 187L185 188L186 187L185 184L187 185L190 181H193L194 179H192V180L190 179L189 182L185 183L186 180L184 181L185 178L183 179ZM48 177L46 176V179ZM81 177H83V176H81ZM84 177H83V179H84ZM166 177H167L168 181L166 179L164 181L168 182V185L171 187V190H172V187H173L172 185H174L175 180L172 179L173 177L172 178L170 177V173H168ZM234 177H232V178H234ZM247 177H248V175H247ZM144 178H145V176L143 177L142 180H144ZM204 178H205V176H204ZM249 178H247V180H249ZM112 179H114V178H112ZM150 179H152V178H150ZM262 179H259V180H261L263 182L264 180H262ZM70 180H72V179H70ZM155 180L152 181L153 184H152V182L150 183V187L148 186L149 190H148V188H146L147 189L146 191L144 190L146 195H145V193L143 191L144 198H142V197L141 198L144 201V199L146 197V199L149 198L150 200H153L154 203H155V200H156V202L158 203V201H160L162 196H163L164 199H165V197L168 198V201H167V199H166V201L168 202V204H170L169 203V200H170L169 197L172 196L173 193L170 194L171 192H169L170 196L168 197V193H166V192H168V190H166L167 186H166L165 183H163L164 181H161L159 179L161 184L162 183L164 184V185L163 184L160 185L159 181H158L159 183H154ZM187 180H189V179H187ZM196 180L199 181L198 178ZM203 180H205V179H203ZM228 180L229 179H227V181ZM47 181H44V182H47ZM84 181H86V180L84 179ZM93 181L96 182V180H94V179H93ZM97 181H98V178H97ZM113 181H115V180H113ZM223 181H224V178H223ZM235 181H236V179H235ZM237 181H236L235 184H238ZM261 181H259L258 183L260 184ZM130 182H131V179H130ZM140 182H141V180L139 181V184L141 186L142 185L144 186L145 183L141 184L143 182H141V183ZM155 182H157V181H155ZM215 182L218 183V184L216 185ZM232 182H234L233 179H232ZM232 182H229V183L232 184ZM62 183H64V182H62ZM71 183L73 184L74 180ZM137 183H138V180H137ZM191 183H193V182H191ZM194 183H195V181H194ZM199 183H201V182H199ZM213 183L215 185H213ZM221 183L222 184L220 185V188L223 185V182H221ZM229 183H227V185H225L226 189H224L225 188L224 186L221 188V190H220L221 194L225 190L227 192H229L230 189H231V186H234V183L232 185H230ZM240 183L238 185H240ZM47 184L48 183H46L45 186L42 185V184L41 185L44 188V187H47ZM86 184L88 185V183H86ZM114 184H115V182H114ZM157 184H159L161 187H163V186H165V187H163V189L161 187L159 188V185H157ZM202 184H203V181H202ZM48 185L50 186V184H48ZM112 185H113V183H112ZM195 185H197V183L194 184V186ZM228 185H230V186H228ZM238 185H237V187H238ZM110 186H111V184L109 186H107V187L111 188L112 186L111 187ZM135 186H134V188H135ZM137 186H138V184H137ZM141 186H140V188H141ZM145 186H147V185H145ZM169 186H168V189H169ZM188 186H190L189 187L190 190H191V188H194V186L191 187L192 185H190V184H188ZM202 186H199V188H201L203 190ZM254 186H256V185H254ZM254 186H253V188H254ZM259 186H260L261 189H264V185H263V187L261 185H259ZM53 187H55V186H53ZM56 187H57V185H56ZM107 187L106 188L102 187L103 189L100 187L99 189H101V190L105 189L106 192H107L108 191ZM237 187H236V189L238 191ZM43 188H42V191L45 190L47 195L50 194V193H48V191L52 190V193L50 194L51 197L53 196V194H60L61 195L64 192L63 191L64 189H62V191H63L62 193H59V192L58 193L57 192L53 193L55 191L54 189L47 190L45 188L43 190ZM57 188H55V189H57ZM67 188H66V190H67ZM70 188H72V187H70ZM92 188H94V187H92ZM196 188L197 187H195V189L192 191V194H191V191L188 190V192L191 195H195V196L197 194L199 195L201 192L199 191V188H198V190H196ZM232 188H234V187H232ZM34 189H35V187H34ZM132 189H133V187H132ZM184 189H185V191H184ZM73 190H75V189H73ZM112 190H115V188L113 189V187H112ZM124 190H125V192L128 191V190L126 191V188H124ZM124 190H122V192L121 193L119 192V193L120 194H122V193L124 194L125 193ZM134 190L136 192V189H134ZM141 190H143V189H141ZM162 190H164L165 193ZM232 190H234V189H232ZM256 190H258V188ZM131 191H133V190H131ZM131 191H130V194H128L129 197H125L124 196L126 199L122 198L121 200H118L117 202H116L117 199H115V201L113 200L114 202L112 201L113 204L111 202V206L113 205L114 209H117L116 207H118L117 210L120 213V215H118V216H120L122 218L121 220L123 222L127 223V224H128V222H131L134 219V211L136 210V209L134 210V203H133L134 201L132 202V200H134L135 196H134V198H131L132 200L130 199V195L133 196L135 194V192H133L134 194L132 195ZM137 191H138V189H137ZM226 191L224 192V194L226 193ZM45 192H44V194H45ZM65 192H67V191H65ZM111 192H113V191H111ZM139 192H140V190H139ZM193 192L196 193V194H194ZM232 192H231L230 195H232ZM261 192H263V190H261L260 193ZM38 193H39V190H38V192L36 194L39 195ZM85 193H87V192H85ZM104 193H105V191H104ZM189 193H187L188 195L186 197L188 200L190 198L189 197V195H190ZM256 193H257V191H256ZM77 194H79V193H77ZM141 194H139V195L137 194V195L140 196ZM184 194H182V195H184ZM63 195H65V194H63ZM63 195H61V196H63ZM66 195H67V193H66ZM93 195H94V193H93ZM105 195H107V194H104V196ZM116 195H118V194H116ZM125 195H126V193H125ZM210 195L213 196V195H215V193L214 194H210ZM210 195L208 196L209 198H210ZM230 195L229 196L225 195V196H223L224 198L221 195V198H222V199L220 198L221 201L219 203L217 202L218 205L219 204L221 205L222 201H223V203L227 201L226 204L224 203L223 205L224 206L228 205V206H226V207H228V211H229V209H231L233 207V205L235 203V201L232 199V198L235 197L234 196L235 195V191H234V195H232V197H230ZM58 196H56V198ZM74 196H75V194H74ZM82 196H84V195H82ZM226 196L228 198H225ZM249 196H250V194H249ZM70 197L73 198V196H70ZM252 197H253L252 199H255L256 196L252 195ZM60 198H62V197H60ZM64 198H65V196H64ZM105 198L106 197H104L102 199V202H103V200ZM107 198H108V196H107ZM178 198H177V200H178ZM192 198L194 199V197H192ZM249 198H250V200L248 198H247L248 199L247 200L246 197L241 199V200H245V199L247 200L245 202V204H246V207H244L245 209L243 208L244 205L241 204L242 210L244 209L246 211V212L243 211V212H245L244 213V217H242L243 215L241 216V218H243L245 220V226L241 227L239 224L242 222L241 224L244 225L243 221H240L237 218V220L240 221V222L237 223L238 221L237 222L234 221L233 225L230 226L231 229L229 230V232L227 231L228 232L227 233L228 234V236H227L228 238L224 237L225 240L228 239L227 243H226L227 246L225 247L224 245H222L226 249L223 248L222 249L223 251L221 252V251H219L218 249L215 248L218 252L221 253L220 255H221L222 259L220 258V256H218L219 255V253H218L217 256L220 259L217 256L214 255L215 258L217 257V259L215 260V258L213 256L214 253L213 254H212V252L210 253V250L213 251V252L216 251V250H212L213 248L212 249L210 248L209 250H207L206 248H209V245H206L205 246L206 248L203 247L204 245L203 246L201 245L203 240L201 241V239L199 240L201 242V243L200 242L199 243L202 246L200 248H199V245H197V244L196 245H191V244H193L192 243L193 240L190 241L191 244H189V246H188V244H187L186 247L183 246L184 248L189 247V250L188 249H184L183 250L182 249L183 247L180 248L182 250H179L178 247H174L173 244L175 242L173 244H171L172 241L170 243H168L167 240H165V242H166L165 243L162 240L160 241V239H157V236L159 235L160 232L162 233V235L166 234V232L167 233L168 232L169 233L173 232L175 234L176 233L175 230L176 229L180 230V227L183 226L184 222L182 223V221H181L182 224L180 223V220H182V215H180L181 209H180V207L178 208V206H177L179 202L181 203V201H178V203L176 202L177 205L175 203V207L173 206L174 207L173 210L176 212L177 217H179V221H178L177 217H175V216L174 217L177 220L174 219V217L171 216V214H167L166 213V217L167 218L165 217V215L163 214L164 212H161V211H162V208L164 209L166 205H163V204L160 203V207L156 206L157 208L159 207V209L158 210L156 209V211H158V212H160V214H162L160 217H162L163 220L159 217L157 219L158 221L156 223H154V224L152 223L151 225L148 224V226H146L147 227L146 232L149 235H147L148 237L145 238L146 239V241H144L145 245L143 244V242L141 243V241H143V239L140 240V241H139V239L135 240L136 242H138V241L140 242V245H139V248L141 250L140 252H138L139 249H137V247H136V246H138V243H136L134 241L135 238L137 239L136 235H135V238L133 239V242H131L132 240L127 238L129 233H131V232L127 231L128 235H126V236L124 235L123 236V237H125L127 239L123 240L124 239L123 238L121 240L126 242L124 244H127V243L131 242L132 244L131 243L130 244L132 246H134V247H131V245H129V244H127L125 246V248H124V246L123 247H121V246L118 247L116 245L117 243L115 242L116 243L115 246H113V244L109 246L110 250L108 252L107 251L105 252V250H103V253L105 252L104 254L101 253L102 252V250H101L102 246H99L101 252H98L96 254L95 252L97 250V248H96L97 246L94 247L95 249L93 248L95 250V252L93 251L92 247L90 246L92 251H91V254H88V255L89 256L91 255L92 258H93V262L91 261L92 264H127L126 261L128 262V264H130L131 262H134V263H131V264H136L135 261L132 260L133 258L135 260H138V264L139 263H141V264L142 263L143 264H146V263H148V264L149 263L150 264H154V263L155 264H211V261L213 262L212 264H214L215 261H216V263H219L221 260H222L221 264L222 263L223 264H264V198L258 199L256 202H255V200L251 201V197H249ZM85 199H86V197H84V199H82V200H85ZM112 199H113V197H112ZM136 199H138V198L136 197ZM174 199H175V197H174ZM187 199H185V202H188ZM231 199L233 201H231ZM234 199H236V198H234ZM96 200H97V197H96ZM217 200H218V198H217ZM236 200H238V199H236ZM87 201H88V199H87ZM108 201H110V200H108ZM161 201H165V200H161ZM238 201H240V199ZM238 201H236L235 205L236 204L240 205V203ZM250 201H251V203H250ZM71 202H72V200H71ZM86 202H84L83 204H86ZM97 202H98V200L96 201V203ZM102 202L100 201V203H102ZM137 202H139V204H140L141 200L139 201V199H138ZM153 202H150V203H153ZM196 202H197V199H195V202H193V203H195L194 205L198 204V202L197 203ZM67 203H69V205H70V202H67ZM94 203H95V201H94ZM157 203H155V204L157 205ZM190 203H192V202H190ZM104 204H106V203H104ZM140 205H142V202H141ZM179 205L181 206V204H179ZM199 205L200 206H198V208L202 206L200 203H199ZM223 205H221V206H223ZM235 205H234V208H235ZM149 206H152V204L149 205ZM189 206H191V204H189ZM221 206H218V208L219 209L220 208L223 209ZM107 207H109V206H107ZM94 208H96V207H94ZM102 208H104V207H102ZM147 208H149V207H147ZM172 208H170V209H172ZM176 208H178V210L180 209V211H178ZM198 208L195 207L194 209L198 210ZM96 209H98V208H96ZM170 209H168L169 212H170ZM106 210H108V208ZM111 210L113 211V208ZM117 210H115L113 212H116ZM165 210H166V208H165ZM220 210H217V211H220ZM223 210L226 211L227 208H225ZM223 210L220 211V213L221 212L224 213ZM232 210L234 212V209H232ZM144 211L146 213V209ZM150 211H151V209H150ZM228 211H226V212H228ZM113 212L111 213L112 216L107 215L108 213L105 212V210H104V212H101L102 216L104 215V213L107 216L106 218L104 217L105 218V224H103V225H100L101 224L100 222L102 220H99V218L101 216L99 218H97V216L100 214V212H99L98 215L95 216L97 218V219L96 218L95 219L100 221V222H97V221L95 222V223L99 224L98 227H96L97 225L95 226L96 229L97 228H101L100 230H102L104 225H106V229H104L105 230L104 231V235H105L104 240H106V242H107V239L109 238V236L111 237L113 234L120 233V236H121V232H122L121 229L122 230L124 229V228H121V229L119 228L120 229L119 230L118 227H117L116 221L112 220L117 215L115 213V216H113ZM166 212H167V210H166ZM233 212L231 211V213L230 212L229 213L232 215ZM150 213H148V214H150ZM212 213H213V211H212ZM218 214H219V212H218ZM228 214H227V216H228ZM172 215H175V213H173ZM190 215H192V214H190ZM205 215L208 216V213H206ZM231 215H230V218H231ZM236 215H238V214L235 213L234 217H236ZM239 215L237 217H240ZM163 216H164V218H163ZM217 216H219V215L216 214V218H217ZM220 216H221V214H220ZM120 217H119V220H120ZM168 217L172 218V219H174L176 221L171 220ZM221 217L223 218V216H221ZM153 218H155V217H153ZM227 218H229V217H227ZM243 219H241V220H243ZM169 220L171 221L170 223L168 222ZM122 221H121V223H122ZM177 222L180 223L181 226L179 224H177ZM102 223H104V221ZM207 223H208V221H207ZM221 223H220V225H221ZM91 224H94V223L91 222ZM173 224H174V226H172ZM186 224L188 225V223H186ZM224 224H225V222H224ZM237 224L241 228H238ZM175 225H177V226H175ZM178 225H179V228H178ZM209 226H210V224H208V227ZM52 227L54 228L53 225H52ZM190 227H192V225H190ZM217 227H219V226H217ZM86 228L87 227H85V230H86ZM195 228H197V227L195 226ZM213 228H215V229H212V230H218V228L216 229V226H214ZM227 228H226V230H227ZM236 228H238V229H236ZM76 229H77V232H78L79 231L78 228H76ZM91 229H92V226H91L90 230ZM73 230H75V229H73ZM82 230H84V229H82ZM85 230H84V233H85ZM87 230L89 231V228ZM162 230H164L165 232L163 233ZM207 230H209V229H207ZM53 231H55V229ZM97 231H99V230L97 229L96 232ZM102 231H100L99 233L97 232V233L100 234ZM130 231H131V228H130ZM138 231H139V229H138ZM181 231H183V230H181ZM184 231H186V230H184ZM193 231L196 232V233H194L195 235L199 234L198 231H195V229ZM220 231L218 230L216 232H218V234H220L219 233ZM51 232H52V230H51ZM188 232H189V230H188ZM225 232H223V233H225ZM84 233L82 234L83 236L85 235ZM124 233H125V230H124ZM202 233H204V231ZM98 234H95V236H97V238L99 236ZM210 234L211 233H207V235L205 236V239H210L212 237ZM93 235L94 234H92V236ZM139 235H141V234H139ZM166 235H164V236L166 237ZM187 235L188 234H186L185 237ZM191 235H189L188 238ZM86 236H87V234H86ZM131 236H132V234H131ZM160 236H161V234H160ZM164 236H161V237H164ZM167 236L169 238L171 237L169 235H167ZM179 236H180V233H179L177 238H179ZM207 236H209L210 238H208ZM88 237L89 236H87V238ZM144 237H146V236H144ZM201 237H202V235H201ZM215 237L217 238V235L216 236L214 235V237H212L211 239L213 240V238H215ZM50 238H52V237H50ZM166 238H164V239H166ZM216 238L213 241H217L218 238L217 239ZM222 238H221V235H220V239L221 240H222ZM202 239H204V238H202ZM113 240H114V237H113V239L111 241H113ZM121 240H119V241H121ZM157 240H159V241H157ZM176 240H177V242L179 241L178 239H176ZM188 240H190V239H188ZM212 240L209 243L212 244ZM115 241H116V238H115ZM93 242H94V240H93ZM93 242H92V244H94ZM113 242H110V243H113ZM145 242H147V243H145ZM219 242L220 241H218V243ZM133 243L136 244V245H134ZM220 243H222V242H220ZM108 245L109 244H107V246ZM142 245H144V246H142ZM179 245H181V244H179ZM140 246H142V247H140ZM177 246H178V244H177ZM215 246H219V245H215ZM129 247L134 248V250L133 249L129 250ZM220 247H218V248H220ZM82 249H84V248H82ZM106 249H108V248L106 247ZM66 250H68V249H66ZM66 250H64V251H66ZM69 250H71V249H69ZM84 250H86V248ZM131 251H133L134 253L136 252V254H133V255L131 254L133 257L131 255H130L131 257L129 256V253H133ZM177 251H178L177 254H173V253H176ZM86 252H88V250H86ZM93 252L95 253V255H92ZM68 253L71 255V251H68ZM84 253H85V251L81 252V256L82 257H83V255H85ZM64 254H66V253L64 252ZM70 255H69V257L71 259L75 258V256L73 257V255H71L72 256L71 257ZM86 255H87V253H86ZM139 255H141V256H139ZM127 256L130 257L131 259H129ZM63 257L65 258V256H63ZM67 257H68V255H67ZM86 257H83V258H86ZM87 258H89V257H87ZM127 258H128V260H127ZM213 258H214V260H212ZM54 259H55V256H54ZM61 259H63V258H61ZM61 259H60V261H61ZM89 259L91 260V258H89ZM89 259H87V261H89ZM65 260L66 259H64L63 261H65ZM129 260H132V261L129 262ZM218 260H220V261H218ZM70 261H72V260H70ZM78 261H79V259H78ZM80 261H82V260H80ZM74 263H75V261H74ZM53 264H55V263H53ZM76 264H78V263H76Z\"/></svg>",
    "mask_w": 264,
    "mask_h": 264
}]
</instances>
